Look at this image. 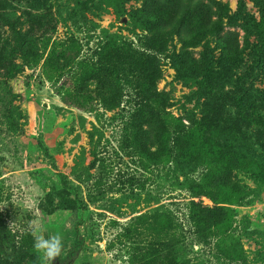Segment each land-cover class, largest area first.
<instances>
[{
	"label": "rangeland",
	"instance_id": "374dc122",
	"mask_svg": "<svg viewBox=\"0 0 264 264\" xmlns=\"http://www.w3.org/2000/svg\"><path fill=\"white\" fill-rule=\"evenodd\" d=\"M144 1L0 0V215L14 235L19 264H50L33 248V225L45 236L62 235L53 264L156 261L164 243L177 252L178 264H264V0H218L228 7L225 29L238 33L236 61L223 57L215 35L189 48L195 61L185 57L177 34L156 53L161 77L154 103L168 138L149 143L153 160L139 157L127 139L131 87L110 110L95 97L93 80L73 67L56 69L61 46L43 68L53 41L69 45L76 60H96L108 40L144 51L149 29L136 14ZM9 23L36 39L44 52L39 63L9 55ZM200 81L215 93L201 90ZM208 114L213 123L203 124ZM230 116L241 129L227 124ZM255 118L261 128L247 121ZM178 122L187 134L177 141ZM212 152L247 165H222L224 179L210 186L218 163ZM95 156L100 160L92 166ZM192 200L230 207L225 231L196 234L187 216ZM130 225L133 232L125 231Z\"/></svg>",
	"mask_w": 264,
	"mask_h": 264
},
{
	"label": "trees",
	"instance_id": "16d2710c",
	"mask_svg": "<svg viewBox=\"0 0 264 264\" xmlns=\"http://www.w3.org/2000/svg\"><path fill=\"white\" fill-rule=\"evenodd\" d=\"M227 12V5L218 0H145L136 11L138 17L145 21L149 29L148 35L143 40L144 51L137 50L126 42L117 43L108 40L97 50L96 60L83 58L76 60L77 56L71 54L69 45L53 41L51 49L44 58L43 68L52 65L55 57L58 56L57 47L61 46L60 52L64 59L62 65L56 69L61 71L73 67L79 71L78 76L83 80H93L95 97L110 110L119 105L124 89L131 87L135 92V99H132L135 109L125 126L129 132L127 139L139 157L153 160L155 155L150 150L149 143L161 144L168 138H166L167 123L162 117L161 109L154 103L155 83L161 77L156 53L162 52L170 37L177 34L181 39L185 57L190 58L189 62L195 61L189 53V48L196 46L204 37L215 35L221 46L223 57L227 61H236L240 57L238 33L235 30L225 29L223 16ZM9 26L13 33V45L9 55L13 57L21 53L27 62L39 63L43 59L44 52L38 53L36 50V39L26 37V34L21 33L14 23H9ZM43 45L46 50L49 39L44 40ZM4 57L0 50V64ZM16 69L15 65H11L10 76ZM199 84L201 90L211 95L215 93V90L203 81ZM235 103L241 105L238 99H235ZM213 118V114H208L203 118L202 123L212 124ZM247 121L256 124L258 128L263 125V121L258 118L247 119ZM227 124L239 129L242 127L237 117L230 116ZM175 127L174 132L177 134L178 141L187 132L182 122H178ZM208 156L218 162L207 179L210 186H218V182L224 179L222 175H219V171L223 169L222 165H227V170L247 165V163L241 165L237 159L218 157L214 152ZM99 160L95 156L92 166ZM129 180L131 184L134 183L133 177ZM204 194L214 199L212 195ZM187 216L196 234H202L204 231L220 233L224 232L228 226L232 210L227 206H207L192 200ZM141 218L140 216L137 220ZM132 230L131 225L125 227L127 232H133ZM161 248H163L161 252L156 251L158 260L153 261L150 257L141 258L135 264H178L177 252L173 250L170 243L162 244ZM16 256L17 246L14 235L0 215V264H19Z\"/></svg>",
	"mask_w": 264,
	"mask_h": 264
},
{
	"label": "clouds",
	"instance_id": "9594fccd",
	"mask_svg": "<svg viewBox=\"0 0 264 264\" xmlns=\"http://www.w3.org/2000/svg\"><path fill=\"white\" fill-rule=\"evenodd\" d=\"M34 242L33 248L37 253L42 254L43 258L53 264L57 257L61 256L63 250V237L57 232L55 234H50L45 236L38 226H32L31 232Z\"/></svg>",
	"mask_w": 264,
	"mask_h": 264
},
{
	"label": "water",
	"instance_id": "95a60500",
	"mask_svg": "<svg viewBox=\"0 0 264 264\" xmlns=\"http://www.w3.org/2000/svg\"><path fill=\"white\" fill-rule=\"evenodd\" d=\"M44 106H47V103H44Z\"/></svg>",
	"mask_w": 264,
	"mask_h": 264
}]
</instances>
